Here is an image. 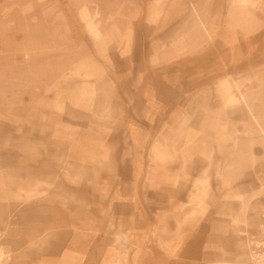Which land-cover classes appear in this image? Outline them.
Here are the masks:
<instances>
[{"label":"rangeland","instance_id":"rangeland-1","mask_svg":"<svg viewBox=\"0 0 264 264\" xmlns=\"http://www.w3.org/2000/svg\"><path fill=\"white\" fill-rule=\"evenodd\" d=\"M197 18L207 28L204 44L203 35L191 29ZM179 23L190 28L184 32L189 36L162 53L158 39ZM261 23L264 0H0V145L24 144L29 130L50 149L63 142L52 140L62 132L74 145L78 139L112 142L123 178L117 194H138L144 207L147 196L155 208L162 201L147 191L145 175L153 161L172 154L159 151L160 141L162 147L174 137L180 142L182 136L165 135L170 129L189 123L233 133L240 126L250 132L244 138L248 147L261 143L264 28L241 38L242 28ZM159 50L160 61L191 54L160 66L149 60ZM115 96L118 102L103 103ZM81 98L91 110L79 108ZM108 112L122 113L120 132L101 137L93 129L110 121H97L92 113L101 119ZM185 113L193 118H178ZM209 114L230 118L207 120ZM223 139L233 144L235 137Z\"/></svg>","mask_w":264,"mask_h":264},{"label":"crops","instance_id":"crops-1","mask_svg":"<svg viewBox=\"0 0 264 264\" xmlns=\"http://www.w3.org/2000/svg\"><path fill=\"white\" fill-rule=\"evenodd\" d=\"M193 21L191 29L206 43L205 24ZM263 28L262 23L242 28L241 38ZM187 31L181 23L171 26L158 39L162 53L186 39ZM198 48L203 54L204 46ZM160 51L149 59L160 66L191 54L160 61ZM113 98L103 103L118 102ZM86 103L79 99V108L91 110ZM92 114L110 121L109 127L93 129L101 137L120 132L122 113H102L101 119ZM185 125L165 134L182 136L180 142L175 137L163 147L159 142V151L172 154L148 165L147 191L162 201L155 208L147 205V196L144 207L138 194H117L123 178L112 142L78 139L74 145L62 132L52 140L63 142L50 149L29 130L24 144L0 145V264H264V129L259 128L261 143L248 147L244 138L250 132L240 126L231 133ZM127 135L121 132L125 146ZM226 136L235 137L234 143L225 142Z\"/></svg>","mask_w":264,"mask_h":264},{"label":"built area","instance_id":"built-area-1","mask_svg":"<svg viewBox=\"0 0 264 264\" xmlns=\"http://www.w3.org/2000/svg\"><path fill=\"white\" fill-rule=\"evenodd\" d=\"M259 255H260V254H257L256 256H259ZM258 260H259V258H257V260H256V261L258 262Z\"/></svg>","mask_w":264,"mask_h":264}]
</instances>
